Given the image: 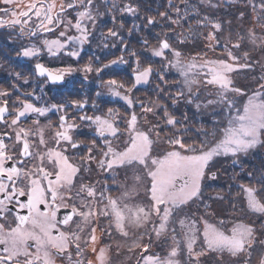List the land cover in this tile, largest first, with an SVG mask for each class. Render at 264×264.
<instances>
[{
    "label": "snow or ice",
    "instance_id": "6c2138e0",
    "mask_svg": "<svg viewBox=\"0 0 264 264\" xmlns=\"http://www.w3.org/2000/svg\"><path fill=\"white\" fill-rule=\"evenodd\" d=\"M181 2L183 12L168 0V9L176 18L164 11L159 12L161 20L182 26L189 12L187 0ZM208 3L217 7L211 0ZM248 6L254 13H264V0H248ZM139 11L140 5L133 0L123 4L111 0L110 7L108 0L103 4L100 0H60L59 4L57 0H0V29L9 30L7 42L19 48L18 57L38 59L46 52L50 57L63 55L79 61L101 17L111 15L115 25L117 12L135 17ZM244 17L240 12L237 19L243 21ZM145 19V27L157 23L155 17ZM254 19L261 22L264 33V16L257 14ZM227 24L229 31L221 35L222 23L205 15L195 25L189 23L186 31L160 34L155 46L142 38L152 56L161 59L162 67H141L137 57L131 87L115 78L101 84L110 96L125 102L128 114L124 116L113 108L101 110L95 101L89 115L84 111L87 99L37 106L30 97L37 101L41 97L34 91L21 93L24 99L17 96L10 104L19 85L13 84V91L0 88V126L5 128L0 132V264H55L57 256L67 264H93L86 259L88 245L97 254L96 264H112V245L98 250L96 245L115 236L131 241L128 252L138 250L136 264H201V258L207 256L222 264L225 254L237 264H264V160L252 171H245L241 161L264 148V34L254 28L245 31L241 24L233 36L232 22ZM209 25L212 31L206 35L197 31ZM139 28L134 24L129 34ZM100 35L123 44L118 29L109 28ZM245 45L251 49L242 50ZM217 48L222 52L216 53ZM123 64H127L123 56L108 63H100L96 57L99 66L92 59L81 67L50 68L37 62L33 72L55 83L74 72L84 73L85 80L90 73L100 77L114 65ZM242 71L250 74L248 83L239 84L235 79ZM173 74L178 79L169 83L166 77ZM14 76L21 79L20 73ZM153 76L159 81L150 89L155 99L134 98L131 94L136 86L151 84ZM23 83H28L27 77ZM181 104L185 110L177 117L173 113ZM70 107L75 112L70 114ZM193 109L190 118L188 112ZM52 110L59 113L56 124L47 120ZM29 114L35 116L32 126H21L22 118ZM198 117L211 119L208 125L200 119L199 126H193L191 121ZM41 118L47 123L41 124ZM85 126L87 133L81 131ZM80 135L92 138L85 142L76 138ZM122 136L127 139L115 143ZM69 152L82 154L77 159ZM220 160L231 161V167L241 166L248 183L235 184L240 189L236 197L231 195L232 184L227 195L217 192L207 197L223 206L217 210L206 202L204 188L219 179L220 170L213 169ZM93 165L105 176L104 181L87 179ZM127 170L132 171L131 185ZM121 172H125V180L118 182ZM230 179L237 181L239 176ZM113 185L121 189L119 196L110 194ZM241 196L247 209L258 214L257 221L243 222L229 215ZM192 205L197 206L195 211ZM208 217L215 222L210 223ZM65 228L68 230H62ZM162 240L168 249L163 256L152 252L154 243ZM115 248L119 255L124 245L117 241Z\"/></svg>",
    "mask_w": 264,
    "mask_h": 264
},
{
    "label": "rangeland",
    "instance_id": "374dc122",
    "mask_svg": "<svg viewBox=\"0 0 264 264\" xmlns=\"http://www.w3.org/2000/svg\"><path fill=\"white\" fill-rule=\"evenodd\" d=\"M246 3L248 2V0H244ZM26 2V0H25ZM60 0H57V3L59 4ZM101 4H103L104 0H100ZM116 2L118 4H123L125 2V0H116ZM134 3H138L140 5V11L138 13L137 16L133 17L131 14H123L121 15L119 12L116 13L117 15V20H116V24L114 25L112 23L111 20V15H105L102 18H106L105 20V26L108 28H115L119 30L120 36L123 37V42H127L129 43L130 41V37L131 38H135V36H138L140 39L142 38H146L149 42L150 46H155L158 43V36L162 33L167 32L169 35H172L173 33H180L181 31H186L188 29L189 23L195 25L196 20L197 19H201L203 16L207 15L210 17L211 20L213 21H219L222 23V26L224 28V32L221 33V35H225L227 34V32L229 31V26L227 24L228 21H231V31L233 33V36H235L236 33V28H235V24H237V22L235 21V12L231 13V9H227L231 5V6H235V4H237V2H243V0H211L212 4L217 5V7H210L208 0H187L188 2V12H189V19L187 20H182L180 25H172L170 24L167 20H161V18L159 17V12H164V11H169V14L173 16V18L175 19V14L172 10L168 9V0H133ZM173 2L175 4H178L181 8V11H184L185 5L181 2V0H173ZM109 3V7L111 6V0H108ZM238 5H242L245 6V4H238ZM247 8V7H246ZM248 9L251 10V12L249 11V15L248 18L246 20V28L244 29L245 31L247 29H251L254 28L256 30V32L258 33V28L257 25L260 28V23L261 22H257L254 17L259 14L264 16V13H258V12H253L252 8L250 6H248ZM223 10H227V14L224 15H219L218 13H216V11H220L223 12ZM101 11H104V8L101 7ZM147 16H152L156 18L157 23L154 26L151 27H145V25L147 24V20L145 19V17ZM138 21V22H137ZM123 23V28H119V25ZM140 25L142 24V31L141 32H137L136 30H133L131 32V34H129V29L133 28V25ZM197 31H201L203 32L205 35L209 32L212 31L211 26H207V27H201L198 28ZM137 32V33H136ZM260 34V33H258ZM127 37L128 39H124V37ZM137 42V41H136ZM173 43H175V41H172ZM138 43H140V41L138 40ZM115 44V47H112V45ZM120 45V41L117 38H112V42H111V49L112 51ZM137 45V44H135ZM141 50H142V56H138L139 60H140V64L141 67H145L148 64H151L152 67L155 70H159L162 67V61L160 58L157 57H153L151 52L145 47V45L142 43L139 44ZM251 49V45H245V49L242 50H250ZM185 51H188V49H185ZM222 52L221 48H217L216 49V53H220ZM210 56L214 55L213 53H209ZM134 56H131V54L129 53L127 56H124V58L127 60V64L124 65H114L111 69V76H119V81H122L126 87L127 83H128V79L127 81H124V78H122L124 75L133 72V69L136 67V59L137 56L135 58H132ZM114 58L116 57H112L111 59L114 60ZM117 68V69H116ZM110 71V70H109ZM109 74H105V76H109L108 79H110ZM123 75V76H121ZM250 74H248L247 72H239L238 75L235 77V79L237 80V82L239 84H245L248 83V80L246 79L247 76H249ZM115 78V77H112ZM107 79V80H108ZM166 79L169 81V83H173L174 81H176L178 78L173 74V75H169L168 77H166ZM134 83V82H133ZM159 83V81L155 78V76H153L151 78V84L149 85H139V89L134 90L133 93L131 94L134 98H140V99H144V98H152L155 99V93L150 91V89L155 85ZM102 82H97L95 84V88H93L94 93H95V97L96 99L98 98L96 93L97 92H102L103 95L102 97H106V98H112V100L115 99H120L119 97H113L110 96L108 94V90L106 88H103L101 86ZM171 91L175 92L176 89L172 88ZM209 91H212V89H209ZM101 97V96H100ZM211 98V97H210ZM114 102V101H113ZM165 103H170L169 101H163ZM113 106H117L118 108H116V110L121 111L120 108L124 107L123 105H125V102L119 101V104L115 105V103L112 104ZM171 107H170V111H171ZM184 105L181 104L179 105V110L178 112H180V114H182V112L184 111ZM137 112H139V109H136ZM182 111V112H181ZM194 109L188 112L189 117H192V113H193ZM174 115H176L175 111L173 113ZM177 114V117H180L181 115ZM121 116H124L123 114L120 113ZM203 119V122L208 125V121L211 119V117H205V118H200L198 117L197 119H193L191 121L193 126L198 127L199 123L197 122L198 120ZM209 119V120H208ZM121 130H123V125H121ZM127 137L126 136H122L120 137L119 141H115V143H121L124 140H126ZM158 152H154L153 155H157ZM255 158L256 160H264V148H258L257 150L250 152L248 154L247 157H242L241 161H242V167H246L247 166V170L250 167L249 165H245L247 163H252L255 164ZM231 164V161H224V160H220V162L218 161L215 168L213 170H220V176L219 179L215 182L210 183L208 186L205 187V192L204 193V198L206 200L207 203L213 204V207L216 208L217 210H221L222 209V205L220 203L214 202V201H210L207 200L208 196H214L217 192H223L225 195H227V187L229 184H232V190H231V195L233 197H236V194L238 192H240V189L238 187L235 186V184L237 183H242L244 179V172H242V168L241 166H236V167H231L229 166ZM226 169V171H225ZM238 172V173H237ZM239 175V179L237 181H233L230 179L231 176L235 175V174ZM236 174V175H237ZM91 180L95 181V180H100V181H104L105 180V176L98 173L95 170V165H93V172L91 173L90 176ZM125 180V172H121L119 178H118V182H123ZM109 185H112L113 182L111 180L107 181ZM127 182L129 185L132 184V171L131 170H127ZM246 183V182H243ZM121 192V189L117 188L115 185H113L110 188V194L112 196H119ZM226 203V202H225ZM234 203L236 204V210L233 212L231 209L228 210L229 215L230 216H235L237 218H239L240 220H242L243 222H250V221H257L258 219V214H253L250 210L247 209L246 207V202L243 201L242 196L240 198H237ZM196 205H192V211L196 210ZM202 207V206H201ZM244 217V219L242 217ZM224 216L221 215L220 218ZM209 222L210 223H214L215 218L213 217H208ZM73 228L75 227V225L72 226ZM201 232L203 230V225L201 224L200 226ZM229 227H231V225H229ZM66 230H68L66 228ZM96 235L99 237L100 236V232L99 229L97 230ZM119 241L121 244L124 245V248L121 249L120 254L117 255L116 253V248H115V243ZM145 243H147V239H145L144 241ZM131 241H124L121 237L119 236H115L114 239L112 241H109L107 239H102L100 240L97 245L96 248L97 250L100 247H103L107 244H111L112 247L110 249L109 255L111 257V261L112 264H136V256H137V252H128L127 251V245L130 244ZM170 243V242H169ZM92 245H88V248L86 250V259L88 260H92L93 264H96V253H93L91 251ZM167 244L162 240L159 243H154L153 248H152V252L159 254L161 256L166 254L167 251ZM73 255H75L74 251H73ZM127 257H130V259H126ZM216 262L219 264L218 261H216L212 256H207V257H202L201 258V263L202 264H212V262ZM63 264H67V261L64 259V263ZM222 264H237V261L234 258L229 257L227 254L224 255L223 257V262Z\"/></svg>",
    "mask_w": 264,
    "mask_h": 264
},
{
    "label": "flooded vegetation",
    "instance_id": "af4514ba",
    "mask_svg": "<svg viewBox=\"0 0 264 264\" xmlns=\"http://www.w3.org/2000/svg\"><path fill=\"white\" fill-rule=\"evenodd\" d=\"M105 20L106 18H102V17L100 18L99 26L95 32L91 44L85 46L84 50L81 53V57L79 61H77L74 58L63 55L60 56L59 58L50 57L49 55H47L46 52L42 53L38 59L18 57L17 52L19 51V48L13 47L9 42H7V36L10 34L9 30L0 29V88L13 91L12 85L13 84L19 85V91H13V94L10 98V104L11 101L15 100L17 96H20L21 99H24L21 93L34 91L36 96L41 97V100L39 101L35 99V96L30 97L31 101L33 103H36L37 106L41 104L52 105V104L65 103L71 100L87 99L88 104L86 105L84 111L87 112V114L89 115L93 114V108H92L93 101H95L96 104L99 105L101 110L104 111H106L108 108H113V109L118 108L117 106H113L112 104L115 103V105H117L119 104V101H122V99L112 100V98H106L102 96L96 99L95 93L93 91L94 90L93 88H95V84L97 82L100 83L109 78V76H105V74L110 75L111 69L110 71L108 70L107 72H105L100 77H97L95 73H90L88 74L87 80L84 79V73L74 72L71 75L66 76L63 82H55V83L48 81L46 77H39L33 72L34 65L37 62L44 63L46 66L50 68L64 67L67 65H72L73 67H81L85 63H87L89 59H92L94 62V66H99V65H95L96 57H99L100 63H108L109 61L112 60L111 59L112 57H116V58L120 56L124 57L127 56L129 53L131 54L133 51L137 53V57L142 56V50L139 46L140 43L142 44L141 42L142 39L139 38L137 33L142 31L143 29L142 24L139 25L140 26L139 30L138 31L136 30L137 36H135V38L130 37L129 43L127 42H123V44L120 43L117 49L115 48L112 51L110 46L112 42V38L109 37L107 39H104L100 35L101 32L105 34L108 32L109 28L105 26ZM11 34L14 35V33ZM124 39L127 40L128 38L125 36ZM138 40L140 41V43H138ZM24 43H28V41L25 40ZM105 44H107L108 47H104ZM124 45H127L126 51L122 50L124 48ZM123 65L125 66L126 64ZM15 73L21 74L20 80H17L15 78L14 76ZM23 77L28 78L27 84L23 83ZM112 77H115V79H119L118 75L111 76L110 78ZM124 77H126L124 81H127L128 79L127 86L131 87L134 82L133 72L129 73V75L128 74L124 75L122 78ZM139 88H140L139 85H137L134 90H137ZM123 106L124 107L120 108L121 111H119V113L123 115H127L128 110L125 105ZM15 107H19V105H16ZM68 112L71 114L75 112V109L70 107L68 108ZM77 114H82V113H77ZM58 115L59 113H56L55 110H52L48 113L47 120H51L53 124H56L58 121ZM33 119H35V116L33 114H29L27 118H22L20 122L21 126L26 128L31 127ZM47 120L41 118L40 122L41 124H46ZM77 123H79V121H77ZM4 131L5 128L0 126V132H4ZM81 131L87 133L88 129L85 126L81 129ZM50 135L51 133L47 134L48 137H50ZM76 138L87 142L92 137L88 135H80ZM6 143H10V141H6ZM51 146L52 145L49 144V147ZM68 154L70 156H76L78 159L79 155L82 153L78 154L76 152H69ZM87 179H91V178L88 177ZM63 211L64 210L62 209L61 213H58V218L62 217ZM7 219L9 222H11L13 220V217L9 216L7 217ZM62 230H66V228ZM63 263H64V258L58 256L55 257V264H63Z\"/></svg>",
    "mask_w": 264,
    "mask_h": 264
},
{
    "label": "trees",
    "instance_id": "16d2710c",
    "mask_svg": "<svg viewBox=\"0 0 264 264\" xmlns=\"http://www.w3.org/2000/svg\"><path fill=\"white\" fill-rule=\"evenodd\" d=\"M152 1V0H151ZM256 2L257 3H259V0H256ZM238 4H246V2L243 0V2H237V4H235V6H231V5H228L227 4V6H230V7H228L227 9H231V13L232 12H235V21L237 22V24H235V28L237 29V30H239V26L242 24L243 25V29H245L246 28V20H247V18H248V15H249V11L251 12V10L250 9H248V7L246 8L245 6H242V5H238ZM227 10H223V12H220V11H216V13H218L219 15H222V14H224V15H226L227 14ZM240 12H244L245 13V17H244V19H243V21H241V20H238L237 19V17L239 16V13ZM257 28H258V33H260V34H264V33H261V28H259V26L257 25ZM236 30V31H237ZM195 50H199V49H194L193 51H195ZM245 73V72H244ZM170 104V103H169ZM182 112V111H181ZM175 113H176V115L177 114H180V112H178V111H175ZM181 115V114H180ZM191 118V117H190ZM209 120V119H208ZM255 160H256V158H255ZM220 162V161H219ZM261 163H262V161L261 160H256L255 161V164H252V163H247V164H245V165H249L250 167L248 168V170H247V166L246 167H244L243 169L245 170V171H252L253 169H254V167H258V166H260L261 165ZM238 173V172H237ZM236 173V174H237ZM235 174V175H236ZM238 175V174H237ZM239 176V175H238ZM244 179L245 180H243V182H246V183H248V180L245 178V176H244ZM242 182V183H243ZM204 193H206L205 192V188H204ZM205 195V194H204ZM209 197V196H208ZM242 217V216H241ZM221 218H223V217H221ZM243 219H244V217H242ZM215 221V220H214ZM202 264V263H201ZM212 264H218V263H216V262H212Z\"/></svg>",
    "mask_w": 264,
    "mask_h": 264
}]
</instances>
